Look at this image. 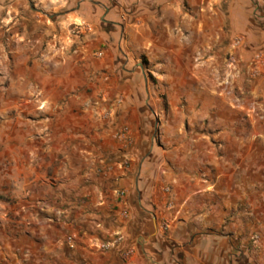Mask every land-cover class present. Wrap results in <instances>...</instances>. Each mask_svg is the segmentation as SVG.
Listing matches in <instances>:
<instances>
[{
	"label": "crops",
	"instance_id": "obj_1",
	"mask_svg": "<svg viewBox=\"0 0 264 264\" xmlns=\"http://www.w3.org/2000/svg\"><path fill=\"white\" fill-rule=\"evenodd\" d=\"M261 15L264 0H0V46L6 41L4 28L17 32L11 38L13 62L24 63L26 77L44 80L27 90L12 88L21 110L35 114L43 104L46 118L67 102V77L115 74V61L123 54L127 101L112 108L124 116L133 110L139 141L145 142L136 169L114 168L98 178L107 194L94 198V213L83 214V207L67 212L75 223L71 249L65 242L71 230L54 222L61 218L47 205L44 184L28 180L32 195L17 215L31 227L28 236L16 239L9 264H56V256L61 264H264V166L258 161L264 153V77L249 78L244 96L247 65L231 68L228 59L252 57V46L264 39ZM75 26L86 30L74 35ZM22 40L30 54L20 48ZM31 59L29 68L25 62ZM147 71L165 78L164 91L177 95L169 102L161 148L149 132L151 87L135 85ZM103 81L107 95L110 87ZM187 84L193 87L185 90ZM72 91L78 109L83 98L76 87ZM180 96L187 98L185 106ZM247 110L253 114L245 120ZM31 145L28 155L39 154L36 139ZM84 157L82 152L81 163ZM85 175L67 181L80 190L79 197ZM120 190L125 196L119 202ZM32 206L33 211L25 210ZM117 235L121 242L100 250Z\"/></svg>",
	"mask_w": 264,
	"mask_h": 264
},
{
	"label": "rangeland",
	"instance_id": "obj_2",
	"mask_svg": "<svg viewBox=\"0 0 264 264\" xmlns=\"http://www.w3.org/2000/svg\"><path fill=\"white\" fill-rule=\"evenodd\" d=\"M29 13L33 14L32 11ZM260 18L264 19V16L261 15ZM262 23L264 24V22ZM75 28L76 26L71 31L74 35H76ZM29 30L30 28H26L25 31ZM3 31H5L6 41L0 46V54H3L6 59H4V64L0 59V264H9L13 258L16 239L19 235L28 236V228L31 227L28 219L23 220L17 215L21 208H27L23 204L25 199L32 195V193L28 195L29 191L26 188L28 180L44 184L46 192H48L46 203L55 209L53 215L56 218H61L60 221L55 220L54 222L65 223L71 230L65 238V242L71 249V245L76 241L75 223L67 212L74 213L76 207H83V214L94 213L97 208H95L94 198L100 193L105 198L107 194L106 187L101 188L96 184L98 178L100 176L105 178V174L110 170L114 171V168L132 167L136 169L139 160L142 159V156L137 157V155L141 149L144 150L145 142L139 141L137 133L138 131L140 134L142 132L141 127L136 124L137 119L132 114L133 110H128L124 116L122 112L117 115V111L112 108L113 103L122 104L127 101L129 81L126 80L127 77L125 78L123 72V68L127 67L123 54L115 61L117 69L115 74L110 73L106 77L96 76L95 79L86 74L77 80L67 77L65 85L68 86V92L64 96L67 102H64V106L60 105L58 108H53L52 112L46 113L45 118L43 114L46 112V105L39 104L36 115L26 109L19 108L22 104H18L17 95L12 92V88L20 86L27 90L40 85L44 80L42 77H26L25 74L28 70L24 63L13 62L11 52L15 45L11 38L17 32L13 34L12 30L8 28H4ZM23 31L21 28L19 32ZM16 37L14 36V40ZM19 42L21 43L20 48L30 54V47L23 46L26 40ZM252 48L253 55L249 57V60L241 61V59L234 60V57L228 58L231 68L238 64L247 65L246 70L249 71V76L244 77V87L242 88L244 96H248L249 93L247 90L249 78L264 77V39H260ZM144 63V60L135 61V64ZM25 65L32 68L33 59L29 64L25 62ZM2 69L7 70L8 75H5V71ZM169 79L179 84L177 79ZM70 80H75L76 84ZM103 80H106L110 87L107 95L101 86ZM164 80L166 79L155 72L147 71L137 78L135 84L136 86L146 84L151 87L152 99L148 113L152 123L149 132L150 135H155V144L158 148L164 147L165 144L163 133L170 121L168 118L169 102L173 100L174 96L177 97L176 93L173 95L164 91L166 87ZM73 86L79 90L80 98H83L78 103L80 105L78 109L74 108L75 103L71 99L74 95L72 90L75 89ZM192 87V84H187L183 88L189 90ZM198 97L199 94L196 92L194 98L198 100ZM179 101L183 102L184 106L187 104V98L184 96H180ZM103 102L109 103L110 108L101 107ZM77 113L79 115H75ZM252 114L247 110L244 119L247 120ZM32 139H36V148L40 152L37 155L32 153L30 156L27 150L32 147ZM82 152L85 157L81 163L78 157ZM258 159L259 164L264 166V153H261ZM82 171L86 174L85 186L82 192L83 197H79L80 190L70 186L68 182L74 180L75 176H79ZM35 172H39L41 178H36ZM64 182L68 183V187H63L66 184ZM116 194L120 202L125 196V191L120 190ZM76 198L78 202L75 206ZM33 208L34 206L25 210L33 211ZM119 213L123 219L124 214H127L123 211ZM112 247H114L112 242L100 244L102 251ZM70 256L69 253L68 258ZM61 259V256H56L53 262L61 264Z\"/></svg>",
	"mask_w": 264,
	"mask_h": 264
},
{
	"label": "built area",
	"instance_id": "obj_3",
	"mask_svg": "<svg viewBox=\"0 0 264 264\" xmlns=\"http://www.w3.org/2000/svg\"><path fill=\"white\" fill-rule=\"evenodd\" d=\"M85 30H86L85 27H83V26H78V27L75 28V34H76L77 36H80ZM123 217H124V219H127V218H128V215H127V214H124ZM162 229H163L164 231H166V230L168 229V226H167L166 224H164V225L162 226ZM122 240H123V239H122V236L118 235V236H117V239L115 240V242L112 243V245L115 246L116 244H118V243L121 242Z\"/></svg>",
	"mask_w": 264,
	"mask_h": 264
}]
</instances>
